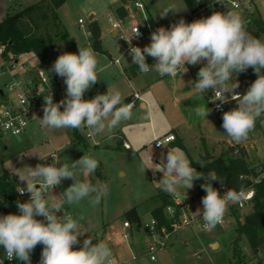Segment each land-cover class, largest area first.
<instances>
[{
	"label": "rangeland",
	"instance_id": "obj_1",
	"mask_svg": "<svg viewBox=\"0 0 264 264\" xmlns=\"http://www.w3.org/2000/svg\"><path fill=\"white\" fill-rule=\"evenodd\" d=\"M35 1L37 0H0V20L7 12H17ZM263 1L251 0L253 7H248V0H243L240 1L241 3L237 9H233L227 4L222 12L225 13V11L231 10L241 15L243 19L259 18L264 22ZM169 4H175L177 9L181 11L175 14L170 12L167 17L161 18L159 13ZM140 5V9L137 10L133 3L128 7L129 19L126 27H123L115 17L111 0H65L57 9L60 25L66 31L67 36L49 49L48 53L52 63L69 47L74 46L78 49V44L82 47H89L86 33L90 16H93L99 25L100 47L107 53H95L104 71L98 73L99 81L85 93L84 99H92L97 94L106 93L108 86L115 87L112 76L116 71L115 69L117 67L121 68L123 62L128 58L124 48L130 45L124 38L132 37L129 27L133 22L139 26H142L145 22L154 24L157 27L167 28L181 18L191 23L196 19L211 15L208 13L209 6L207 5L196 6V10L188 14L182 0H140ZM109 17L119 25L116 35L111 33L112 28L107 21ZM78 20L81 21V24L78 23ZM251 30H255V28L253 27ZM145 41L150 44L149 40ZM134 44L132 38L131 45ZM139 44L137 43L135 46ZM16 59L15 72L21 69V65H24L26 71L31 74L36 67V60L30 54L17 56ZM114 60L118 61L117 67L116 64H113ZM201 66L203 65L192 66L186 64L188 68L186 73L181 72L172 80L170 76H167L152 83L149 97H141L144 99L142 102L145 103L146 109L142 110L135 106L132 111V118L136 116L135 114H138L145 119L144 122L139 123L136 128L133 124L123 126V131L131 140V151L95 149L92 147L93 142L86 135L88 131L86 128L80 130L71 128L42 129L37 120L31 119L22 134L23 136L0 138V174L3 170L6 171L10 178H16V181L13 182L15 188L17 185L26 188V181H20L19 176L15 173L19 171L20 174L25 175L26 169H22L25 166L35 167L38 163L42 164L39 156L45 157L50 153H55L59 156L61 163H70L78 160L85 153H90L101 163V168H97V173H100L101 176L98 177L94 173L93 182L99 180L106 183L109 187V193L96 207H92L86 200L79 205H65L64 214L72 215L74 218L84 217L80 221V232L82 234L78 237L80 244L75 245L74 248L81 247L84 239L93 237V244L99 240L109 245L113 253V264L233 263L230 244L235 237L234 231L237 223L241 222L243 217L250 211L251 205L249 202L243 203V206L237 208V211H234L236 203H230L223 223L213 231L199 229L191 231L188 228L180 231L176 237L174 236L169 240L170 242L167 243L165 248L155 252L154 261H149L145 254V246L150 238L143 227L150 219V210L159 205V202L153 196L159 188L156 182H159L162 173L159 171L154 172L151 168L141 172L140 166L142 163L146 167L151 166L152 162L153 164H159L162 161L166 163L165 157L168 150L179 149L196 166H201L205 156H209L208 159H213L233 147L237 152H243L246 162L254 170L257 171L264 167V115L261 116V120L255 125L254 130L249 133L248 138L240 143L232 141L224 133L222 123L212 115L210 119L205 120L203 125L199 123L190 127L184 126V130H180L182 132L179 133L182 148L163 144L160 150H153V140L162 139L171 130V122H181L177 110L173 108L170 102L172 90L178 91L177 93L182 97H196L197 94H200L195 90V83ZM12 74L9 72L0 73V91L5 92V86L12 81ZM240 85H242L241 92L245 93L248 88L242 82H239ZM159 93H161L163 99L161 103L156 100ZM65 96L66 91H60L57 97L53 98V102L58 103ZM0 99H2L1 96ZM207 107L210 109L209 104ZM62 110L63 108H61ZM149 110L151 115H148ZM36 116L42 118L43 110ZM75 134H78L80 142L74 141ZM84 144L88 145L89 148ZM142 148L147 150L142 152ZM139 149H141V152L139 151L140 154L137 155ZM119 171L122 172L121 176L118 173ZM72 183L71 179H65L56 189H53V192L49 190V200L51 202L62 200L61 193ZM165 194L172 197L168 193ZM173 196L179 200L192 199L195 205L198 204L194 186L187 190L183 187L178 188L177 194ZM131 207H136L140 229H131L128 239H123L121 235L123 233L121 223L125 221L123 213ZM13 213L19 214V211L13 209ZM58 214L63 215L62 212ZM229 215L233 217L231 221H228ZM36 218L41 220L40 216ZM103 224L106 225L104 232L102 230ZM180 236L184 238H177ZM211 244H216V246L211 247ZM239 248L242 255V264H264V245L254 251L250 248L246 239L241 237ZM38 256L39 254L35 251L31 253V259ZM23 263L17 259L14 260V264Z\"/></svg>",
	"mask_w": 264,
	"mask_h": 264
},
{
	"label": "clouds",
	"instance_id": "obj_2",
	"mask_svg": "<svg viewBox=\"0 0 264 264\" xmlns=\"http://www.w3.org/2000/svg\"><path fill=\"white\" fill-rule=\"evenodd\" d=\"M179 11L175 4H169L159 15L165 18L170 12L175 14ZM140 35L136 27L134 35L124 39L129 42L132 63L141 73L155 71L160 76L174 78L188 71L186 64L203 65L197 73L195 90L200 94L211 90L221 103L229 102L226 94L230 93V99L237 102V107L223 112L224 133L236 143L248 138L257 119L264 115V40L248 33L241 15L228 10L226 13L214 11L191 23L181 18L170 27L161 26L152 31L150 44L143 48L131 46V39ZM148 56L156 62L148 64ZM249 68L254 70L257 78L245 93H239L236 91L239 81L233 78ZM50 71L63 78L66 96L58 103L53 102L51 91L44 96L43 117H32L42 129L87 128V136L95 143L97 135L111 133L122 122L132 118L133 104H125L122 92L114 87L108 86L106 93L84 99L85 93L99 81L98 73L104 71L91 47L78 44V53L60 54ZM210 111L206 105L195 109L196 115L204 118ZM148 115H151L150 110ZM20 124L22 128L27 126L22 119ZM7 126L11 127V124ZM18 132L19 129L14 130V134ZM51 156V164L25 166L22 168L26 169L25 175L19 171L15 173L20 181H26V188L17 185L16 191L20 195L27 192L30 197L26 202H16L19 214L0 215V248L5 258L32 264L31 253L37 245H43L40 264H113L112 250L103 241L97 240L93 244V237H88L81 247L74 248L80 244V221L84 217L74 218L63 212L65 205H79L85 200L96 207L108 195V185L99 180L94 183L92 179L99 167L98 159L85 153L78 160L61 163L59 156ZM39 157L45 160L48 156ZM165 159L166 163L152 162L147 167L142 163L140 171L151 168L154 172H161L162 177L156 184L169 195H176L181 187L190 189L194 181L203 179L202 188L206 192L201 200L203 210L201 213L198 208L194 214L201 217L205 231H213L223 223L230 203L242 204L250 198L243 187L239 190L230 188L221 194L212 182L219 180L223 184L224 180L214 170L206 174L197 171L179 149L168 150ZM65 179H71L73 183L61 193L62 200L51 202L49 190L53 192ZM59 212L63 215L58 216ZM38 216L44 219L39 220ZM0 264H3V259H0Z\"/></svg>",
	"mask_w": 264,
	"mask_h": 264
},
{
	"label": "trees",
	"instance_id": "obj_3",
	"mask_svg": "<svg viewBox=\"0 0 264 264\" xmlns=\"http://www.w3.org/2000/svg\"><path fill=\"white\" fill-rule=\"evenodd\" d=\"M65 0H37L32 4L26 5L19 11L10 13L7 12L3 19L0 20V46L3 47L2 57L6 60L16 59L17 56L30 54L36 60V67L46 71L50 78L53 96L56 98L60 92L59 80L60 77L50 71L53 63L49 56V49L62 41L66 36V31L60 25L56 10L64 3ZM128 1L135 0H120V3L126 4ZM188 14L196 10V6H209L213 0H182ZM248 7H253L250 0L247 3ZM208 13L210 14L209 10ZM246 28L253 37L264 40V22L259 18L244 19ZM255 30H251V28ZM89 41L95 52H102L100 49V31L96 22L91 21L88 24ZM73 53H78L74 51ZM238 81L249 88L252 82L257 78L252 68L245 72L239 73ZM261 120L257 119L256 124ZM76 142H80L79 136L75 134ZM174 142V141H173ZM173 146L181 147V144L174 142ZM230 147L225 152L220 153L216 158L207 159L201 166H192L197 171L207 173L214 170L224 182L221 184L219 180L213 181V187L219 190V187H224L226 190L233 188L239 190L241 187L244 190L252 188L253 195L250 201L251 211L246 214L242 221L237 223L235 228V237L232 240L231 257L234 260L231 264H242V255L239 248V240L244 237L254 251L264 245V180L251 185L250 176H255V170L248 165L243 152L236 151ZM190 160V159H188ZM191 161V160H190ZM241 177V178H240ZM205 183L203 179L194 181L196 198L201 201L206 195L202 185ZM154 198L159 202V205L151 209L150 215L159 223H164L165 219L162 213L164 207L172 205L171 197L166 195L160 189L157 191ZM21 201L17 197L16 188L11 181L10 176L6 171L0 174V215L13 213V209H17L16 202ZM192 202L191 199H189ZM19 211V210H18ZM123 218L133 225L136 229L139 228L140 222L135 208H130L123 213Z\"/></svg>",
	"mask_w": 264,
	"mask_h": 264
},
{
	"label": "built area",
	"instance_id": "obj_4",
	"mask_svg": "<svg viewBox=\"0 0 264 264\" xmlns=\"http://www.w3.org/2000/svg\"><path fill=\"white\" fill-rule=\"evenodd\" d=\"M243 0H215L211 3L210 8L208 9L210 14L214 11L222 12L224 7L228 4L233 9H237L239 7V2ZM134 6L137 9H140L141 5L138 3H134ZM264 8V2L262 3ZM112 31L114 34L118 31V23L115 22L112 18L107 19ZM78 23L81 24V21L78 20ZM139 29L141 35L137 38H133L135 44L131 46H135L137 43H141L145 40L150 41V34L152 31L157 29L158 27L154 24L143 23L142 26L131 25L129 27L130 35H134L135 28ZM143 27V28H142ZM151 42V41H150ZM3 47L0 46V73L9 72L13 73L12 81L5 86V92L1 91L0 96V138H14L21 136L24 133L26 127H21L20 120H24L28 122L32 119L33 115H38L43 108L44 105V96L48 94L49 91L53 94V89L51 85V81L46 71L35 67L30 74L26 71L24 65H21V69L15 72L14 64L17 63V59L6 60L2 57ZM124 52L130 53V46L124 48ZM117 64V60L113 61ZM156 61L154 60V63ZM60 91H66V85L64 84L63 78L60 77L59 80ZM237 92H241V87L236 89ZM54 95V94H53ZM229 97V102L221 103L220 100H216L217 97L215 93L211 90L208 92V103L211 109V113L214 117L218 119L220 123H222V115L223 112L229 111L235 107H237V102L230 99L231 94H226ZM134 98H137V95H133ZM54 98V96H53ZM3 100V101H2ZM217 105H220L218 108ZM11 124V127L7 125ZM19 129L18 134H14V130ZM175 140L172 134L165 135L162 139H154L153 147L155 149L160 148L163 144H169ZM123 148L128 149V146L123 143ZM236 153V150L234 151ZM55 153H50L46 155L45 160H42V164H51L52 156ZM255 176H250L248 179L251 182V185L256 184L264 180V167L260 170H255ZM241 178V177H240ZM55 187L54 189H56ZM219 191L223 194L226 190L224 187H219ZM245 192L249 195L250 198L246 199L243 203L251 201L253 195V189H246ZM17 197L22 200H28L30 194L25 192L24 195H20L17 191ZM172 205H168L164 207L162 210L165 222L159 223L155 218L150 216L148 223L143 227L145 233L150 238V241L146 243L145 246V254L148 257L149 261H154V254L157 250L163 249L166 247L170 238L183 229H199L205 231L202 228V220L201 217H196L195 212L198 208L201 209V213L203 210V205L201 201L198 200L197 205H193L192 202L190 204H186V199L179 200L175 196L171 197ZM242 204H235L236 208H241ZM61 216V214H58ZM40 219L43 220L44 217L40 216ZM221 225V224H220ZM121 228L123 230L122 238L128 239L130 236L129 231L131 229H136L133 225H131L128 221H123L121 223ZM43 249V245H37L34 251L39 254L38 257L31 259L32 264H40L41 252ZM0 259H3V264H14V260L9 261L5 258V253L2 248H0ZM24 264V263H23Z\"/></svg>",
	"mask_w": 264,
	"mask_h": 264
},
{
	"label": "crops",
	"instance_id": "obj_5",
	"mask_svg": "<svg viewBox=\"0 0 264 264\" xmlns=\"http://www.w3.org/2000/svg\"><path fill=\"white\" fill-rule=\"evenodd\" d=\"M251 1V0H250ZM264 2V1H263ZM262 2V3H263ZM131 3H138L140 4V0H135L133 2L131 1H128L126 4H122L120 3V0H111V4L114 6V10L117 8V7H124L125 11H126V19L123 20V21H120L121 25L123 27H126L127 26V23H128V19H129V13H128V7L130 6ZM241 3V2H239ZM252 3V2H251ZM240 5V4H239ZM60 7V6H59ZM263 7V6H262ZM136 8V7H135ZM239 8V7H238ZM137 10V8H136ZM114 12V11H113ZM227 11H225L226 13ZM56 13H57V10H56ZM115 15V14H114ZM58 16V15H57ZM116 17V16H115ZM59 19V18H58ZM118 20V19H117ZM153 21V19H151ZM89 21H94L96 22L97 26L99 27L97 21L93 18V16H90L89 17ZM119 21V20H118ZM154 22V21H153ZM126 24V26H125ZM131 25H137L136 23H132ZM139 26V25H138ZM111 33L113 35H116L114 34V31H111ZM87 40H88V43L90 44V41H89V32L87 30ZM100 39H101V36H100ZM101 41V40H100ZM149 43L147 41H144L142 43H140L138 45V47H141L143 48L144 46L148 45ZM101 49V47H100ZM102 50V49H101ZM65 52H74V51H77L78 52V49L74 46L72 47H69V49H66L64 50ZM98 53H102V54H106L107 52H105L104 50H102V52H98ZM128 54V58L126 59L125 62H123V65L121 68L117 67V64L115 65L117 68L115 69V73L113 74L112 76V79L115 83V87L116 89H119L123 96L125 97L124 99V103L127 104V103H132L133 104V108H132V111L134 110L135 106L139 109H146V105L144 102V99L141 98L142 96L147 98L149 97V93H150V87L152 85V83L158 79H162V78H165L167 77L166 76H160L157 72L155 71H150L149 73L147 74H143L139 71V68L137 65L133 64L132 63V56L130 53H127ZM108 55V54H107ZM51 59V58H50ZM146 62L148 64H154V59L150 56L146 57ZM113 64H115L113 62ZM170 79L172 80L173 77H170ZM234 81L238 79V76H235L234 78ZM173 85V84H172ZM239 87H242V85H240ZM186 90H188L186 88ZM178 91L175 92V90L173 89L172 90V96H171V104L173 106V108H175V110H177V113L181 119V122H178V123H175L174 121L171 122V130L169 132H167L165 135H169V134H172L175 138L174 142H179L181 144V148H182V143H181V138L179 137V133L181 134L182 132H180V130H184V126H187V127H190V126H193L195 124H199L201 123V125H203V123L205 122L206 119H210L212 117V114L211 112L208 114L207 118H204V117H199L196 115L195 113V109L199 106H204V105H208V97H207V94L208 92L204 93V94H197L196 97L192 96V97H182L180 96L178 93ZM127 93H129L127 95ZM134 94L137 95V98H134ZM58 95V94H57ZM57 97V96H56ZM157 101H159L160 103L163 101L162 99V95L161 93H159V96L157 97L156 99ZM208 108V107H207ZM136 116H134L133 118H131L130 120H127V121H124L121 123V125L117 128H115L111 133H108V132H105L103 134H100V135H97L95 137V140L96 142L93 143L92 147L95 148V149H99V150H104V149H112V150H119V151H131V140L130 138L128 137L127 134H125V132L123 131V126L126 125V124H133L134 128H136L138 126L139 123L141 122H144L145 119L141 118V116H139L138 114H135ZM87 129V128H86ZM78 135V134H77ZM87 135V134H86ZM164 135V136H165ZM23 136V135H22ZM163 136V137H164ZM107 140H110L112 141V146H107L105 145V142ZM75 141V140H74ZM98 141H103V142H98ZM133 141V140H132ZM83 142V141H82ZM174 142H171L169 143V146L170 147H175L173 146V143ZM224 142V141H223ZM84 143V142H83ZM123 143H125L127 146H128V149H125L123 148ZM153 143H154V140H153ZM84 146H86L87 148H89L88 145L84 144ZM144 148V147H143ZM142 148V152L143 151H146V150H143ZM152 148L153 150H160L162 148V146L158 149H155L153 147V144H152ZM141 149H139L137 152L139 155L140 154V151ZM140 151V152H139ZM56 155V154H55ZM209 156H205L202 164L208 159ZM188 158V157H187ZM190 159V158H188ZM191 160V159H190ZM99 161V160H98ZM192 162V160H191ZM193 163V162H192ZM194 164V163H193ZM201 164V165H202ZM195 165V164H194ZM196 166V165H195ZM101 168V163L99 161V167L98 169ZM119 175L121 176L122 175V172L119 171L118 172ZM95 174L99 177L101 176L100 173H97V169L95 171ZM58 187V186H57ZM160 188H158L154 194V196L156 195L157 191L159 190ZM195 194H196V191H195ZM153 196V197H154ZM173 196V195H172ZM196 197V196H195ZM187 201L190 202V200L188 198H186ZM192 200V199H191ZM191 203V202H190ZM189 203V204H190ZM192 204L195 205L192 201ZM131 208H135L136 207H131ZM130 209V208H129ZM129 209H127L126 211H128ZM153 209V208H152ZM233 209V208H232ZM238 209L235 208L234 211H237ZM124 211V213L126 212ZM151 211V210H150ZM250 211H251V208H250ZM249 211V212H250ZM248 212V213H249ZM247 213V214H248ZM151 216V215H150ZM232 216H228V221H231L232 220ZM106 228V225L103 224L102 225V230L104 232ZM189 229V228H188ZM184 230V229H183ZM191 231H193L192 229H190ZM182 231V230H181ZM180 232V231H179ZM178 232V233H179ZM178 233H176L175 235H173L172 237H176L178 235ZM171 237V238H172ZM170 238V240H171ZM179 239H183L184 237L180 236V237H177ZM170 242V241H169ZM212 245V244H211ZM257 251V250H256Z\"/></svg>",
	"mask_w": 264,
	"mask_h": 264
},
{
	"label": "water",
	"instance_id": "obj_6",
	"mask_svg": "<svg viewBox=\"0 0 264 264\" xmlns=\"http://www.w3.org/2000/svg\"><path fill=\"white\" fill-rule=\"evenodd\" d=\"M114 14H115V16H116V18L119 20V21H123V20H125L126 19V11H125V9H124V7H122V6H120V7H117L115 10H114ZM125 26H126V24H125ZM0 93H1V91H0ZM112 141H110V140H107L106 142H105V145H107V146H112ZM11 181L12 182H15L16 181V178L15 177H11ZM190 202L189 201H186V204H189ZM216 246V244H212L211 245V247H215Z\"/></svg>",
	"mask_w": 264,
	"mask_h": 264
}]
</instances>
